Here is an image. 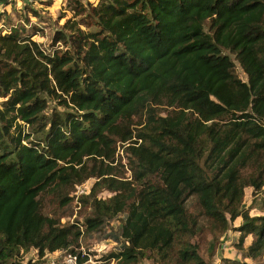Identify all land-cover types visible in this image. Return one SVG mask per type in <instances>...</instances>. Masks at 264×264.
<instances>
[{
	"label": "trees",
	"instance_id": "16d2710c",
	"mask_svg": "<svg viewBox=\"0 0 264 264\" xmlns=\"http://www.w3.org/2000/svg\"><path fill=\"white\" fill-rule=\"evenodd\" d=\"M74 3L75 15H86L55 31L51 45L62 47L52 52L24 27L0 29V264L32 248L39 257L75 252L80 225L46 215L41 194L66 203L93 175L114 195L93 200L84 232L125 212L108 264H205L191 241L205 227L200 217L221 232L241 217L237 247L263 258L264 215L241 203L246 186L264 184V0ZM49 97L63 111L46 114ZM118 143L132 181L108 163ZM98 158L88 171L86 161ZM250 165L260 173L245 180ZM191 196L200 216L186 206Z\"/></svg>",
	"mask_w": 264,
	"mask_h": 264
},
{
	"label": "rangeland",
	"instance_id": "374dc122",
	"mask_svg": "<svg viewBox=\"0 0 264 264\" xmlns=\"http://www.w3.org/2000/svg\"><path fill=\"white\" fill-rule=\"evenodd\" d=\"M80 3L88 9L87 3L97 4L99 0H79ZM3 4V3H2ZM74 0H47L36 1L31 0H12L4 3L3 10L0 11V29H5L10 26L24 27L25 32H30L32 39L38 42L42 48L47 52H52L62 46L57 43L52 47L51 40L56 30L61 28V25L67 19H80L85 17V12L76 14L71 8L74 6ZM35 11L36 14L33 13ZM87 12V11H86ZM93 23V20H90ZM81 29H93L92 24L86 25L85 22L80 24ZM58 47V48H57ZM236 74L243 80H246V75L243 73L240 66L236 63ZM2 99L0 98V102ZM64 106L60 105L58 100L47 98V105L45 113L49 114L52 111H63ZM164 112V111H163ZM161 112V113H163ZM134 127H142L144 125L143 116L134 117ZM114 162H108L116 167V170L121 174L124 180L132 181V169L129 159L123 152L121 144H115ZM260 160L262 174L264 175V152H262ZM101 160H88V171L97 170ZM107 162L106 160L103 161ZM260 173L259 169L254 166H248L243 170L242 175L245 180L256 178ZM150 179L154 182L157 177L152 176ZM101 177L93 175L81 183L74 184L66 196L69 198L68 202L59 198L54 191H48L41 194V205L43 212L51 217L59 219L61 225L77 223L80 225L82 235L78 240L77 246H72L75 251L83 249L90 255L95 264H108L105 261L106 255L110 252H115L121 247V241L117 238L120 225L125 218V212H120L118 215L111 219H107L100 228L94 231L84 232L83 223L87 217L92 216L93 213V200H108L114 192L109 190L104 183H101ZM95 183H101L97 186ZM94 186V188H93ZM244 195L241 203V209L247 211L250 216L264 215V184L258 190L252 185L244 188ZM92 194V195H91ZM91 195V196H90ZM64 203V204H63ZM186 206L189 212L199 215V207L195 204V197L191 196L186 201ZM200 216V215H199ZM199 223L204 224L196 236L191 238V241L198 245V252L205 264H218L221 257H229L236 259H243L248 264H264L263 258L252 259L245 255V250L237 247L239 232L237 227L242 223V218L237 217L234 221L230 222L228 228L221 232V225L212 230V224L203 217L199 218ZM253 237L248 235L244 240V247L246 248L252 241ZM215 244V250L211 251L210 245ZM70 252L69 250L66 253ZM34 248L26 251L25 253L18 254L10 259V262L16 264H44L45 260L37 256L35 261H32ZM142 264H156L155 260L150 258H141ZM114 264L113 261L109 262Z\"/></svg>",
	"mask_w": 264,
	"mask_h": 264
},
{
	"label": "built area",
	"instance_id": "2783aa9c",
	"mask_svg": "<svg viewBox=\"0 0 264 264\" xmlns=\"http://www.w3.org/2000/svg\"><path fill=\"white\" fill-rule=\"evenodd\" d=\"M12 0H6V2H9ZM33 2H36L38 0H31ZM40 1H47V0H40ZM0 3V11L3 10L4 3ZM33 259L32 261H35V259L38 256L37 249H34V253H32ZM44 260V264H95L97 261H93L89 254H87L83 249H80L79 251L75 252H68L64 250H57L54 252H46L43 256H41ZM100 264V263H99Z\"/></svg>",
	"mask_w": 264,
	"mask_h": 264
},
{
	"label": "water",
	"instance_id": "95a60500",
	"mask_svg": "<svg viewBox=\"0 0 264 264\" xmlns=\"http://www.w3.org/2000/svg\"><path fill=\"white\" fill-rule=\"evenodd\" d=\"M0 2L6 3V0H0Z\"/></svg>",
	"mask_w": 264,
	"mask_h": 264
},
{
	"label": "crops",
	"instance_id": "0c3cea01",
	"mask_svg": "<svg viewBox=\"0 0 264 264\" xmlns=\"http://www.w3.org/2000/svg\"><path fill=\"white\" fill-rule=\"evenodd\" d=\"M1 3V2H0Z\"/></svg>",
	"mask_w": 264,
	"mask_h": 264
}]
</instances>
